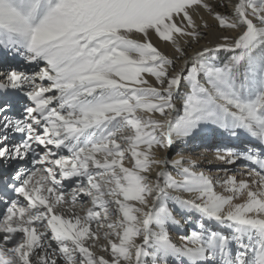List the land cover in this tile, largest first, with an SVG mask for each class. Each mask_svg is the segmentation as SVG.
I'll return each instance as SVG.
<instances>
[{"label": "snow or ice", "instance_id": "obj_1", "mask_svg": "<svg viewBox=\"0 0 264 264\" xmlns=\"http://www.w3.org/2000/svg\"><path fill=\"white\" fill-rule=\"evenodd\" d=\"M0 264H264V0H0Z\"/></svg>", "mask_w": 264, "mask_h": 264}, {"label": "rangeland", "instance_id": "obj_2", "mask_svg": "<svg viewBox=\"0 0 264 264\" xmlns=\"http://www.w3.org/2000/svg\"><path fill=\"white\" fill-rule=\"evenodd\" d=\"M201 153L203 155H206L208 157L207 161L205 162V166L206 167H213L214 166V163H213V160H212V154L210 151H205L204 149H200Z\"/></svg>", "mask_w": 264, "mask_h": 264}]
</instances>
